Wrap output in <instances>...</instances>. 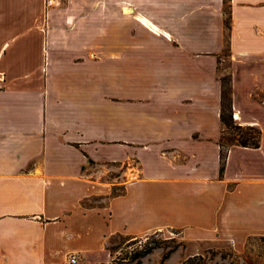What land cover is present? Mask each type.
I'll return each mask as SVG.
<instances>
[{
  "label": "crops",
  "instance_id": "obj_1",
  "mask_svg": "<svg viewBox=\"0 0 264 264\" xmlns=\"http://www.w3.org/2000/svg\"><path fill=\"white\" fill-rule=\"evenodd\" d=\"M226 33L233 59L264 65V0H230L229 29L224 0H0V264H110L112 238L169 230L264 238V119L223 175L209 142Z\"/></svg>",
  "mask_w": 264,
  "mask_h": 264
},
{
  "label": "rangeland",
  "instance_id": "obj_2",
  "mask_svg": "<svg viewBox=\"0 0 264 264\" xmlns=\"http://www.w3.org/2000/svg\"><path fill=\"white\" fill-rule=\"evenodd\" d=\"M224 12L225 25L229 29L230 13L228 12H230V8H228V5L227 8H224ZM126 22L129 23V28H134L136 25L132 21L121 20L120 26H123ZM225 43L223 52L217 58L214 66L210 67V88L212 89L214 81H218L222 92V80L230 81L234 111L233 119L241 126H248L255 118L264 119V65L255 66L252 64V66L248 60L236 61L230 54L227 33ZM256 70L258 71L257 76L261 74L258 77L262 80V82L258 81L261 83L260 88L254 82L256 78L254 72ZM259 70L262 73H259ZM210 111L207 110L204 121L206 119V130L212 133L215 129L216 112L214 110ZM237 113L240 114L239 119L236 118ZM257 127L261 130L260 126ZM222 129L220 123V126L216 127L215 136H209V142L218 143ZM262 138L261 135L260 146ZM235 147L237 146L228 148L226 163L230 150ZM107 166L103 169H111L112 172L108 174V177L113 180L119 175L121 169L114 163H108ZM122 190V187H116L114 194H119ZM108 248L112 254L110 264H183L186 261H190V264H264V238H252L246 243L242 251H238L232 243H186L179 232L169 230L150 233L135 239L116 236L111 239Z\"/></svg>",
  "mask_w": 264,
  "mask_h": 264
},
{
  "label": "trees",
  "instance_id": "obj_3",
  "mask_svg": "<svg viewBox=\"0 0 264 264\" xmlns=\"http://www.w3.org/2000/svg\"><path fill=\"white\" fill-rule=\"evenodd\" d=\"M227 5L228 8H230V0H224V8H227ZM226 81L227 80H222L220 123L223 129L217 143L220 147L221 175L225 170L229 147L240 146L244 148L258 149L260 148L262 135V131L257 126H241L234 121L232 89L230 87V81ZM183 264H190V261H186Z\"/></svg>",
  "mask_w": 264,
  "mask_h": 264
},
{
  "label": "built area",
  "instance_id": "obj_4",
  "mask_svg": "<svg viewBox=\"0 0 264 264\" xmlns=\"http://www.w3.org/2000/svg\"><path fill=\"white\" fill-rule=\"evenodd\" d=\"M58 0H47V5L49 7L55 6ZM59 264H80V257L78 254H69L66 258Z\"/></svg>",
  "mask_w": 264,
  "mask_h": 264
}]
</instances>
